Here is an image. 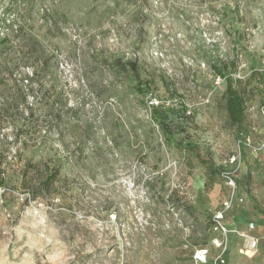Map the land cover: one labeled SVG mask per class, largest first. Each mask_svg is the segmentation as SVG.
<instances>
[{
  "label": "rangeland",
  "instance_id": "obj_1",
  "mask_svg": "<svg viewBox=\"0 0 264 264\" xmlns=\"http://www.w3.org/2000/svg\"><path fill=\"white\" fill-rule=\"evenodd\" d=\"M263 43L264 0H0V264H264Z\"/></svg>",
  "mask_w": 264,
  "mask_h": 264
},
{
  "label": "built area",
  "instance_id": "obj_2",
  "mask_svg": "<svg viewBox=\"0 0 264 264\" xmlns=\"http://www.w3.org/2000/svg\"><path fill=\"white\" fill-rule=\"evenodd\" d=\"M261 61H262V71L264 72V43L261 46ZM220 78H217V82H220ZM159 101L156 100V98H150L149 104L152 106V108H157L159 107ZM263 149H264V144H263ZM226 185L230 189L235 188V183L231 178L227 179ZM232 194L228 195L227 198H225L222 202V210L217 211L213 214L212 219H211V230L213 233L216 235L212 238L211 240V246L216 249L217 251H220L223 253L225 250H227L228 247V237H229V231L228 229L224 226L223 222L225 219V212L226 210H229L231 208V202H232ZM250 243L251 247L255 246V240L254 238H250ZM208 249L207 248H200L195 250L193 254V260L196 263H204L206 262L207 256H208ZM218 263L223 264L224 259L222 255H218Z\"/></svg>",
  "mask_w": 264,
  "mask_h": 264
},
{
  "label": "trees",
  "instance_id": "obj_3",
  "mask_svg": "<svg viewBox=\"0 0 264 264\" xmlns=\"http://www.w3.org/2000/svg\"><path fill=\"white\" fill-rule=\"evenodd\" d=\"M130 69L135 71V65L134 63L129 64ZM213 71L217 74L222 76V72L217 66H212ZM226 82V103H225V109L228 115L229 122L232 125H239L242 123L244 118V107H243V99L238 94V92L233 88L232 86V80L229 77H225ZM136 91L139 94H143V90L141 89V83L139 81V76L136 75ZM156 109V108H154Z\"/></svg>",
  "mask_w": 264,
  "mask_h": 264
}]
</instances>
